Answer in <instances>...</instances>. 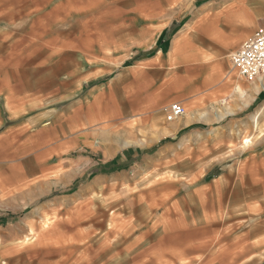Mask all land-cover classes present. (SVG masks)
I'll return each mask as SVG.
<instances>
[{
    "label": "rangeland",
    "instance_id": "374dc122",
    "mask_svg": "<svg viewBox=\"0 0 264 264\" xmlns=\"http://www.w3.org/2000/svg\"><path fill=\"white\" fill-rule=\"evenodd\" d=\"M64 16L62 22L72 26ZM56 25L32 16L23 35L31 36L34 27L36 40L24 47V56L33 58L15 60L14 72H62L65 106L75 85L68 72H96L103 61L99 52L87 55L85 43L72 45L69 28L58 36ZM78 25L79 38H85L84 24ZM18 42L17 50L22 48ZM260 91L249 115L205 129V137L162 142L169 137L155 139L132 122L119 143L130 148L125 159L103 158L101 142L95 143L93 159H83L84 146L63 155L56 179L29 186L23 177L0 169V216L27 210L0 225V264H264ZM85 130L101 136L102 125ZM228 168L229 178L219 179ZM12 186L16 191H10ZM225 198L233 205H224Z\"/></svg>",
    "mask_w": 264,
    "mask_h": 264
},
{
    "label": "crops",
    "instance_id": "0c3cea01",
    "mask_svg": "<svg viewBox=\"0 0 264 264\" xmlns=\"http://www.w3.org/2000/svg\"><path fill=\"white\" fill-rule=\"evenodd\" d=\"M52 1L47 11L51 0H0V169L23 177V184L56 179L63 155L84 146L81 158L93 159L95 143L104 145L103 158L125 159L130 148L119 143L132 122L155 139L169 137L162 142L205 137V129L249 115L264 89V78L259 85L247 82L231 62L264 27V0ZM63 13L72 26L62 22ZM32 16L40 23L53 19L58 36L69 28L72 45L85 43L87 55L99 52L103 61L96 72H68L75 85L65 106L62 72H14L15 60L32 57L24 56V47L36 40L34 27L31 36L23 35ZM78 23L85 38L78 36ZM15 39L21 49L14 48ZM174 103L186 114L165 121ZM97 124L101 136L85 132ZM231 169L217 176L227 180Z\"/></svg>",
    "mask_w": 264,
    "mask_h": 264
},
{
    "label": "built area",
    "instance_id": "2783aa9c",
    "mask_svg": "<svg viewBox=\"0 0 264 264\" xmlns=\"http://www.w3.org/2000/svg\"><path fill=\"white\" fill-rule=\"evenodd\" d=\"M233 67L247 82L253 83L264 78V27L231 56ZM186 114L183 105L172 104L166 111V120L171 122Z\"/></svg>",
    "mask_w": 264,
    "mask_h": 264
},
{
    "label": "trees",
    "instance_id": "16d2710c",
    "mask_svg": "<svg viewBox=\"0 0 264 264\" xmlns=\"http://www.w3.org/2000/svg\"><path fill=\"white\" fill-rule=\"evenodd\" d=\"M72 191V190H71ZM27 210L19 213H4L0 216V225L15 221L26 213Z\"/></svg>",
    "mask_w": 264,
    "mask_h": 264
},
{
    "label": "bare ground",
    "instance_id": "6f19581e",
    "mask_svg": "<svg viewBox=\"0 0 264 264\" xmlns=\"http://www.w3.org/2000/svg\"><path fill=\"white\" fill-rule=\"evenodd\" d=\"M261 85H263V84H261ZM261 87V86H260ZM49 245V244H48Z\"/></svg>",
    "mask_w": 264,
    "mask_h": 264
}]
</instances>
